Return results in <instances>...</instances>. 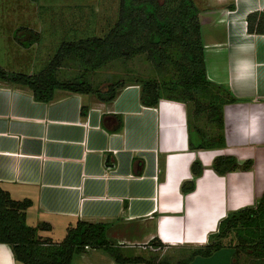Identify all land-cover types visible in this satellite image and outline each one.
Segmentation results:
<instances>
[{"label":"crops","instance_id":"0c3cea01","mask_svg":"<svg viewBox=\"0 0 264 264\" xmlns=\"http://www.w3.org/2000/svg\"><path fill=\"white\" fill-rule=\"evenodd\" d=\"M193 1L206 77L236 98L223 106L221 148L189 147L186 105L161 98L144 106L135 82L107 102L61 89L35 101L26 87L0 82V187L30 200L25 223L48 224L37 235L51 241L77 221L101 223L118 256L139 260L119 263L86 246L73 264H193L219 221L254 205L264 190V34L249 33L246 22L264 14V0ZM199 119L191 123L206 131ZM190 141H199L193 130ZM219 155L251 159L252 167L217 174L211 165ZM0 264H20L3 243Z\"/></svg>","mask_w":264,"mask_h":264},{"label":"trees","instance_id":"16d2710c","mask_svg":"<svg viewBox=\"0 0 264 264\" xmlns=\"http://www.w3.org/2000/svg\"><path fill=\"white\" fill-rule=\"evenodd\" d=\"M246 22L249 33L264 34L263 13L248 14ZM27 31L30 32L29 38L24 43L20 42L24 46L38 40L37 33ZM139 55L158 72L155 76L130 80L140 86L141 104L155 106L161 98L182 102L187 107L189 117V147L225 146L223 106L235 102L236 98L206 77L198 8L193 0H118L117 19L103 36L62 41L48 64L37 73L8 71L0 66V82L26 87L35 101L48 102L52 100L55 90L61 89L73 93H92L99 100L107 102L116 96L125 82L117 80L100 89L91 84L87 74L109 62L130 60ZM68 59L79 64L82 73L60 79L56 75L57 69ZM85 113L86 109L82 108L81 115ZM199 117L204 119L207 126L214 124L217 130L209 131L207 127L203 131L198 123L193 125L192 119L200 120ZM120 126L121 122L118 128ZM192 130L199 136L198 143L193 145L190 141ZM251 167V159L238 161L232 155H219L211 165L220 175ZM191 171L195 177L198 176L201 164L194 161ZM193 187L194 182L190 181L182 185V190L188 192ZM30 204L29 199H11L8 192L0 187V243L9 245L16 262L73 264V255L83 251L86 246L104 249L119 263L139 261L137 258L122 259L118 256L106 240L101 223L77 221L67 229L59 243L40 238L37 230L49 226L40 223L30 227L25 223V210ZM231 232L237 255H246L251 264H264V190L254 205L242 207L223 217L216 232L208 235L207 245L194 250L193 254L209 256L224 245L222 238ZM154 264L167 263L161 261Z\"/></svg>","mask_w":264,"mask_h":264},{"label":"rangeland","instance_id":"374dc122","mask_svg":"<svg viewBox=\"0 0 264 264\" xmlns=\"http://www.w3.org/2000/svg\"><path fill=\"white\" fill-rule=\"evenodd\" d=\"M117 14L118 0H0V66L8 71L37 73L48 64L62 41L103 36L116 21ZM27 29L37 33L38 40L24 46L20 42L29 38ZM80 73L79 64L68 59L56 75L67 79ZM155 74H158L155 68L139 55L109 62L88 73L87 78L94 87L104 89L117 80L128 83ZM207 127L209 131L217 130L214 124ZM223 244L209 256L195 255L193 264H251L246 255H237L232 232L223 239Z\"/></svg>","mask_w":264,"mask_h":264}]
</instances>
